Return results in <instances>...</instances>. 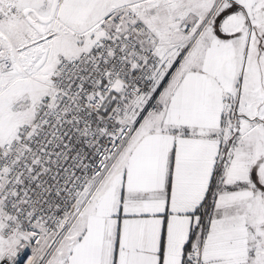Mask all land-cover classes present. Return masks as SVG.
Returning a JSON list of instances; mask_svg holds the SVG:
<instances>
[{
    "label": "snow or ice",
    "instance_id": "obj_1",
    "mask_svg": "<svg viewBox=\"0 0 264 264\" xmlns=\"http://www.w3.org/2000/svg\"><path fill=\"white\" fill-rule=\"evenodd\" d=\"M0 264H264V0H0Z\"/></svg>",
    "mask_w": 264,
    "mask_h": 264
}]
</instances>
